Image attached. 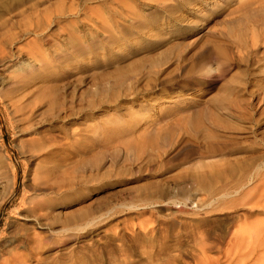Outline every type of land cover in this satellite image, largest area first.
Instances as JSON below:
<instances>
[{"label":"rangeland","instance_id":"1","mask_svg":"<svg viewBox=\"0 0 264 264\" xmlns=\"http://www.w3.org/2000/svg\"><path fill=\"white\" fill-rule=\"evenodd\" d=\"M56 1L39 5L41 19L49 15L41 26L50 23L40 40L24 35L15 47L3 43L0 259L10 238V222H22L17 212L27 213L21 197L33 189L32 171L40 157L42 173L53 177L71 172L77 163L85 168L84 178L73 185H82L81 192L78 188L66 194V188L52 200L66 215L89 211L90 239L74 243L79 231L65 235L61 245L69 250L63 256L59 246H53L52 251H59L54 264H114L119 255L120 263L141 261L142 248L130 236L136 223L132 206L150 185L164 184L168 193L165 202L145 213L160 224L155 237L165 236L172 253L182 250L174 241L178 233L182 240L199 229L212 239L229 237L226 232L237 225L264 220V0H228L208 7L209 15L204 0ZM190 13L196 17L191 19ZM164 21L171 27L163 34L158 29L164 28ZM140 39L150 46L149 52L142 48L129 53L125 47ZM20 62L23 72L13 73ZM15 81L24 84V96L22 107L13 113L3 95ZM110 88L116 92L112 97L103 93ZM166 95L172 96L165 103L167 111L150 129L158 135L155 144L132 151L128 144L139 132L124 128L133 120V114L124 113L125 105L130 111L139 101ZM188 96L202 101L204 117L198 129L182 119V111L192 103L180 99L190 100ZM36 132L57 133L58 144L40 157L20 148L27 134ZM224 167L234 173L209 188L194 180L197 172ZM9 169L16 183L2 196ZM46 198L37 195L36 201L47 203ZM211 205L220 210H207ZM147 239L141 243L147 244ZM108 240L112 247L126 244L125 253L108 250ZM30 245L27 240L17 249L25 253Z\"/></svg>","mask_w":264,"mask_h":264},{"label":"bare ground","instance_id":"2","mask_svg":"<svg viewBox=\"0 0 264 264\" xmlns=\"http://www.w3.org/2000/svg\"><path fill=\"white\" fill-rule=\"evenodd\" d=\"M48 1L50 0H0V59L4 57L6 46H3V43L6 41L8 47H15L24 35L29 36L30 39L28 38V40L41 39L40 37L43 31L46 30V27L49 26L50 23L45 22L47 26H41L43 24L42 20L48 19L49 15L41 19L39 16V5ZM204 1L205 4L200 0V4L202 3V6L206 9L205 15H209L211 11H209L208 7H212L215 4L222 6V3L228 0ZM55 3L63 4L62 0H57ZM195 8L196 10L199 8L197 4ZM58 9L62 11L61 7ZM46 13H48V10H46ZM193 14L190 13L191 19L196 17ZM195 21L199 20L197 19ZM29 24L30 26H28ZM158 25L161 26V24ZM169 27H171V24L165 26L164 21V28H159L158 31L164 34L165 29H170ZM135 38L136 37H134V40ZM144 40L140 39L138 44L136 43L133 47L127 46L125 48L129 53L131 49L138 51V49L142 48L145 49V53H148L149 51L146 49L150 46H145ZM118 59L121 60V58ZM116 63L118 64L119 62ZM117 64L115 66H117ZM27 65L28 70L31 71V64ZM78 66L80 67V65ZM21 69L23 68L20 62L14 66L12 72L15 74L18 71L23 72ZM52 84L53 82L50 81L49 85ZM23 85L24 84L19 81H15L4 91L3 97L6 98V103L13 113L17 112L19 108L22 107L20 102L24 96ZM103 93L104 95L112 97L116 92L110 88ZM170 97L172 96L166 95L162 100H159V97L152 96L143 101H139V107L136 106V108L130 109V111L128 110L129 105H125V109L123 110L124 113L128 112V114H133V120H129L130 122L128 124L126 123L124 128H127L130 132H139L138 136H133L134 141L131 145L128 144L129 149L131 148L132 151L133 149L139 151L145 146H152L155 144L158 135L157 133H152L150 129L158 123L163 112L167 111L168 104L165 103L169 102ZM179 97L182 96H178V98ZM189 98L190 100L180 99V102L186 101L192 103L188 110H184L186 108H183L182 119L185 120L191 129H198L204 117V111L200 110V102L202 101L197 100L196 97L188 96L187 99ZM24 130L27 131L28 128L24 127ZM56 134V132L54 135L47 132L28 133L26 138L20 143L21 151L23 153L28 152L32 155L36 153L39 157L46 155L54 145L58 144L56 143ZM162 136H165V133ZM149 155H151V153ZM138 157H140V155ZM40 159L41 157L39 161ZM39 161L34 165L32 171L31 179L33 189L29 191V193L25 190V193L21 197V208H24V211L27 213L20 215L17 212L16 215L23 219L22 222H15L13 220L10 222V226L12 227L10 229V238H7L5 242L4 246L6 251L5 255H2L0 259V264H42V262H44V264H54L55 256L59 251L60 254L64 256L69 250L67 247L61 245L65 235L69 237L70 232L79 231L76 235L78 236V240L74 243L90 239V237L87 238L88 230H86L91 223V221L88 220L89 211L87 214L85 213L86 210H81L78 213L73 211L66 215L63 208H58L60 206L57 205L54 206L56 202L52 200L54 195L59 194L66 188L68 189L65 190L67 192L66 194L72 193L71 191H76L78 188V192H81L82 189L80 188L82 185H78L77 188H73V185L77 182H81L79 178H84L85 168L80 167L82 165L77 163L76 167L71 172L63 175L53 173L55 176L53 177L52 174L42 173ZM93 162L95 161H92V163ZM9 171V184L2 196L9 193L16 183L15 174L11 169H9ZM238 171V169L235 170V172ZM229 172L234 173L233 168H212L208 172H197L194 174V180L202 188H209L213 181L220 179ZM166 192L167 190L164 184L156 186L150 185L139 192V203L132 206L136 214V223L135 226L132 225L130 236L135 245L140 244L143 257H141V261L134 262L130 259H124V261L120 263L123 256L119 255V257L113 260L114 264H264V220L237 225V228L231 233L226 232L227 235L229 234V237L224 235V237L212 239L206 230L199 229L197 235L196 232L192 231L184 234L185 237H182L184 238L182 240L179 239L180 235L178 233L175 235L174 241L177 243L178 248L180 247L182 250L179 252L176 250L177 253L170 252L169 247L165 246V236L155 237L154 233L160 224L156 219L152 218L149 213H145L146 210L151 211L154 209L157 202H165V195L168 194ZM85 194L89 195L87 191ZM37 195L46 196V202L49 203L52 201L53 205L51 204L50 206L47 203L41 204V202H37ZM207 210L219 211L220 209L218 205H211ZM203 212L207 211L204 210ZM35 214H40V218H37ZM38 219L40 221H38ZM64 232L66 234H63ZM190 234L191 237L188 238L187 235ZM119 239L120 237L117 241H119ZM141 239H147L148 243H141ZM27 240L31 243L29 251L25 253L19 252L17 249L18 246L24 244ZM114 241H116V239H114ZM112 245L113 243L108 240L106 246L108 250L114 247L117 249V252L121 251L125 253L126 244L123 246L122 243L119 245L116 244L117 246L113 247ZM53 246H59V251H52ZM213 251L217 253L214 257L210 254ZM99 252L101 253L102 251ZM101 264H103V260H101Z\"/></svg>","mask_w":264,"mask_h":264}]
</instances>
